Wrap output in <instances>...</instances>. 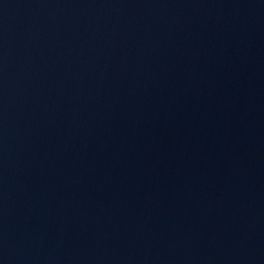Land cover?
<instances>
[{
	"label": "water",
	"instance_id": "water-1",
	"mask_svg": "<svg viewBox=\"0 0 264 264\" xmlns=\"http://www.w3.org/2000/svg\"><path fill=\"white\" fill-rule=\"evenodd\" d=\"M0 264H264V0H0Z\"/></svg>",
	"mask_w": 264,
	"mask_h": 264
}]
</instances>
